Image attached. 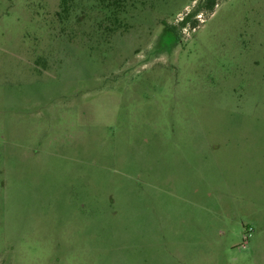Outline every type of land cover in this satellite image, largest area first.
I'll return each mask as SVG.
<instances>
[{
	"label": "rangeland",
	"instance_id": "1",
	"mask_svg": "<svg viewBox=\"0 0 264 264\" xmlns=\"http://www.w3.org/2000/svg\"><path fill=\"white\" fill-rule=\"evenodd\" d=\"M109 1L0 0V264H264V0Z\"/></svg>",
	"mask_w": 264,
	"mask_h": 264
},
{
	"label": "trees",
	"instance_id": "2",
	"mask_svg": "<svg viewBox=\"0 0 264 264\" xmlns=\"http://www.w3.org/2000/svg\"><path fill=\"white\" fill-rule=\"evenodd\" d=\"M110 5L114 6V12H119L118 8L121 7L123 0H111L108 2ZM107 3V4H108ZM217 4V0H200L196 7L193 9V11L189 14H187L179 23V27H184L186 26L189 22L192 27L195 25V21L191 22L190 19L192 17H195L198 12L200 11H207V12H212L215 5ZM117 17L114 16V20H116ZM166 28V38L168 41H175L176 39V27L174 26H169L167 24H164Z\"/></svg>",
	"mask_w": 264,
	"mask_h": 264
}]
</instances>
